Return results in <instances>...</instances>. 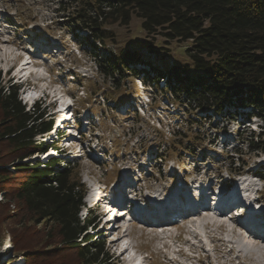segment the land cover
I'll list each match as a JSON object with an SVG mask.
<instances>
[{
    "label": "rangeland",
    "instance_id": "1",
    "mask_svg": "<svg viewBox=\"0 0 264 264\" xmlns=\"http://www.w3.org/2000/svg\"><path fill=\"white\" fill-rule=\"evenodd\" d=\"M58 4L59 0H0V38L3 39H0V85L16 82L21 71L24 73L33 71L42 75L48 70L47 68L32 69L24 58L21 64L25 63L26 67L19 71L21 64H17L20 58L17 54L26 53L24 47L44 55L46 50L43 46L44 41H34L35 35H41L40 32L46 33L45 35L50 39L49 49L53 46L61 48V50L55 48L57 51L54 52L55 54L45 57L51 59L54 67L52 71L56 74L53 77L50 71L48 76L52 84L56 79L58 85H51L47 77L46 83L43 82L41 88L47 87L52 94H59L69 88L71 92L68 94L75 97L77 108L84 109L82 116L91 117L90 114L93 112L96 117L95 128L93 126L89 128L85 124H82L81 129L71 128L70 132L65 131L64 141L51 136L52 139L57 138L60 158L71 162L75 179L83 185L84 208L79 213L80 218L83 219L86 215L95 216L99 221L93 230H88V233L94 239L99 238L104 241L105 252L117 264H175V259L184 262L188 258H182L181 252H175L182 248L194 252V255L200 258L203 257L201 264H264V243L250 236L247 238V235L244 236V231L235 229L232 225H236V219L231 218L230 214L222 217H213V213L206 212V214H197L194 216L195 221H190L191 219L187 221L189 227L186 231H181L185 236L182 242H179L180 245L176 246L175 243L178 241H175V236L178 232L174 227L157 231L151 227L131 225L130 216H124L127 211H118L121 209H116L107 200L125 180L138 181L141 176L144 181L139 186H147L156 193V203L160 207L169 194L175 196L179 189H181L179 192L189 197L199 190L206 191L214 184L218 186L225 184L226 178H232V175L236 178L238 172L243 175L235 179L236 191L240 192V198L246 204H251L247 207L243 205L246 210L242 209V214L247 211L246 216L249 215L250 220L253 221L254 217L255 221L264 222V218L256 215L257 212L264 213V180H259V178L264 179V172L259 168L264 167V153L251 152L249 148L251 133H254V142L255 136L262 134L261 121L246 116L242 118L236 114L238 122L244 120L243 125H238L236 121L231 122L228 116L210 115L206 119L201 118L198 124L185 125L182 123L184 121L182 118H185L183 113L187 108L181 107L183 103H172V105L170 102L167 103L151 88H144L138 80H128L123 85L120 84L122 89L120 92L123 94H119V97H122L123 103L119 104L135 99L144 112V118H139L136 122L134 112L130 109L125 112L123 107L118 108V111L114 108V113L109 112L107 107L110 104L101 96H106L110 92H119L118 85L113 79L99 74V68L89 54V49L75 41L73 35L78 34L80 37L86 32L74 31L75 34H72L67 29H63L67 15ZM109 29L114 34L115 42H106L105 48H102L104 57L130 50L140 55L141 59L161 67L163 72L168 67L191 65L185 55V49L190 46V42L169 40L160 35L146 38L141 29V20L136 17H132L127 26L114 24L109 26ZM26 35L28 37L22 39V36ZM4 40L15 42L17 46L2 44L5 43ZM96 45L98 46L97 43ZM15 64L18 66L4 75L5 70ZM41 88L34 93L40 94ZM89 97H92L91 101L88 100ZM65 102L66 98L59 95L57 105L62 106ZM119 104H115L116 107ZM155 128H161L163 135L160 136ZM175 131L181 133V143L182 145L187 143L189 149L180 148L177 153L172 151L170 145L175 141L173 137ZM237 131L244 136L238 137ZM198 136L200 139H195ZM225 136H228L229 144L223 147L222 140ZM43 139L50 141L49 136ZM262 141L264 142V138ZM234 146L235 150L232 149ZM86 147H96L98 151L96 157L103 158L102 161L107 164L103 167L91 161L85 150ZM81 148L83 149L80 150ZM203 150L206 152L204 153ZM156 155L158 157L155 159ZM162 155L165 158L160 160L159 157ZM46 157L39 158L44 161ZM148 161L152 162L148 164ZM144 163L146 165H143ZM254 172L257 177L251 174ZM177 181L181 182V187L176 183ZM104 186L107 187L106 192ZM221 195L226 199L224 193ZM229 195L235 193L231 192ZM233 200L236 198L233 197ZM236 206L241 207V205ZM142 209L145 210L143 204L135 201L130 211L142 215ZM102 212L105 214L100 216ZM246 216L241 219L245 220ZM210 219L229 221L230 225L226 228L218 224V227L214 224L209 225ZM30 224L32 223L27 225ZM35 225L36 231H40L39 234L43 235L51 226L50 223L44 222ZM17 228V225L6 221L0 224V264H26L24 248L32 251L41 246L44 236L38 234L34 239H27V243L22 242L20 250L13 249L10 233ZM230 228L234 230L230 231ZM242 242H250L251 245L254 242L255 249L258 250L243 248ZM125 247H128V250L119 257V253ZM169 258L174 262L169 261ZM195 263L199 264L196 261Z\"/></svg>",
    "mask_w": 264,
    "mask_h": 264
},
{
    "label": "trees",
    "instance_id": "2",
    "mask_svg": "<svg viewBox=\"0 0 264 264\" xmlns=\"http://www.w3.org/2000/svg\"><path fill=\"white\" fill-rule=\"evenodd\" d=\"M58 6L67 15L63 29L87 32L75 40L87 46L99 74L118 85L119 92L104 96L107 103L119 100L120 84L140 78L159 94H170L174 103L185 104V125L198 124L203 117H190L197 111L220 114L225 108L251 107L264 131V0H59ZM132 17L141 20L146 38L190 42L185 49L190 67L176 65L165 72L149 64L137 67L142 61L130 50L104 57L106 42H115L109 26H127ZM51 124L44 112L25 110L14 84L0 85V224L17 225L10 233L16 250L40 233L35 224H51L45 235L39 234L44 237L38 249L24 248L26 264H114L104 241L88 234L89 217L80 219L84 190L71 165H62L58 157L46 163L26 160L54 147L37 139ZM173 134L174 153L189 149L179 131ZM253 138L251 152L264 153V133Z\"/></svg>",
    "mask_w": 264,
    "mask_h": 264
},
{
    "label": "bare ground",
    "instance_id": "3",
    "mask_svg": "<svg viewBox=\"0 0 264 264\" xmlns=\"http://www.w3.org/2000/svg\"><path fill=\"white\" fill-rule=\"evenodd\" d=\"M1 44V43H0ZM3 44V43H2ZM24 67H26V64L24 63V64H21V67H20V69H19V71L21 70V69H23ZM10 69V68H9ZM241 200H243V199H241ZM234 201L235 200H231L230 201V203H229V205L232 203V204H235L234 203ZM105 214V212H102L101 214H100V216H102V215H104ZM214 219V218H213ZM210 223L209 224H211V223H213L214 225H217L218 224V226H220V227H228L230 224L227 222V221H218V220H211V221H209ZM228 223V224H227ZM212 224V225H213ZM231 227V226H230ZM234 229L233 228H230V231H233ZM242 235V234H241ZM244 240H246V239H244ZM240 242V241H239ZM117 243V241H115L114 242V244H116ZM252 243V242H251ZM257 246V245H256ZM242 247L243 248H252L253 250H258V249H255L256 247H255V243L253 242L252 243V245L250 244V242H242ZM128 250V247H125V248H123L122 249V251L119 253V257L120 256H122L126 251ZM251 252V251H250ZM255 253H257V252H255Z\"/></svg>",
    "mask_w": 264,
    "mask_h": 264
}]
</instances>
